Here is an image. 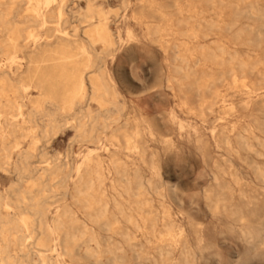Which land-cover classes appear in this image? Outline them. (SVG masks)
<instances>
[{
	"label": "rangeland",
	"instance_id": "1",
	"mask_svg": "<svg viewBox=\"0 0 264 264\" xmlns=\"http://www.w3.org/2000/svg\"><path fill=\"white\" fill-rule=\"evenodd\" d=\"M43 2L40 5L46 11ZM64 4V12L62 16L56 15L58 22L54 26L71 35L74 27L87 25L82 23L85 14L82 8L87 0H66ZM94 6L111 12L110 28L118 39H123L115 55L99 63L120 93L118 101L122 111L113 109L109 115L121 116V119L118 123H109L105 131L103 125H94L96 134L104 143L110 142L114 132L124 126V115L136 111L145 118V162L137 157L139 170L136 172L128 163L123 174L122 169L113 167L109 154L100 151L103 175L99 181L92 176L94 183L89 199L108 203L110 225L107 227L90 217L87 196L74 190L78 179L75 170L90 149L98 148L97 140L81 136L74 128L77 121L64 125L54 139L47 134L51 125L45 112H54L62 119L70 111L63 104L55 109L43 101L36 82L24 78L28 64L25 52H20L23 59L10 67L12 78L29 90L0 95V165L7 169H0V197L10 202L12 209L3 208L0 214L3 220H8L14 212H27L30 230L24 229L23 233H33L24 250L17 235H12L7 253L25 264H99L98 257L105 263L109 258L116 259L117 264H264V179L257 172L259 167L264 168V100L261 99L264 94V0H94ZM29 7L27 0H16L7 19L26 20L31 15ZM20 28L26 37L31 29L42 39L48 34L45 26ZM128 29L133 30L134 37H128ZM221 46L226 50L224 54L219 49ZM97 49L101 51L103 45L98 44ZM176 51L188 62L183 65L176 61ZM231 56L250 61L248 67L234 64L237 83L230 74ZM0 60L3 61L1 55ZM176 65L185 66L188 71L191 68L192 75L186 78L177 71ZM168 78L172 79L171 84ZM242 80L246 86L241 84ZM10 100L22 106V117H13L20 110L10 108ZM39 100L42 112L37 123H33L30 113ZM79 102L71 113L90 128L86 109L96 115L101 108L87 98H80ZM173 114L178 119L174 120ZM105 117L98 124H103ZM10 120H16L18 125L11 127ZM180 122H184L183 129L179 127ZM193 129L203 132L201 143L195 138L189 143L187 135ZM150 131L156 140L150 137ZM167 138L176 149L169 148ZM2 142L7 151L1 152ZM56 164L63 167L61 171L47 177L44 170ZM21 167L29 169L23 178ZM41 178L45 186H39L45 191L40 194ZM20 189L37 196L34 202H44L40 210L46 214L51 231L50 240H46L48 251L34 246L41 238L36 229L38 214L17 207L15 197ZM47 196L52 198L46 199ZM208 197L213 202L219 197V207L215 208ZM117 203L123 206L126 218L118 215ZM66 211H72L75 218L71 219ZM112 213L117 214L115 220L111 218ZM169 230L175 231L179 238L172 240ZM248 232L255 237L252 241H247L243 234ZM67 234H75L78 241L72 242ZM198 237L202 239L201 246L197 243ZM160 253L166 261L161 260ZM4 256L0 252V260Z\"/></svg>",
	"mask_w": 264,
	"mask_h": 264
},
{
	"label": "bare ground",
	"instance_id": "2",
	"mask_svg": "<svg viewBox=\"0 0 264 264\" xmlns=\"http://www.w3.org/2000/svg\"><path fill=\"white\" fill-rule=\"evenodd\" d=\"M40 1L41 0H37L36 3H34L33 0H27V4H28V6H30L29 10L31 11V15L29 17H27L26 20H24V21H17L15 19H12V20L7 19V17L10 15V12L12 11L11 9H14V7H15L16 0H10V1L0 0V26L3 27L0 29V32L3 33L2 38L0 37V55L3 57V61L0 60V95H4V96L8 95L7 94L8 91L16 93V92H19L20 90L27 89V86H24L23 84L15 81L12 78L13 70H11L12 68H10L13 65H15L17 62H19V60L23 59L19 56L20 52H25V54H26L25 59L27 60L28 66H27V71L25 73L24 78H26L32 82L33 81L36 82V88L41 90L43 101L47 105H49V107L54 106L55 109H58L59 104H63L64 105L63 108L65 110L70 111L69 114L63 115L62 119H59L58 116L54 112L46 111L45 116L48 117L49 123L51 125V128L49 131H47V134H51L52 138L54 139V135H56V133H59L60 130H62V127L64 125L70 124L73 121H77V125L74 126V128L76 129L77 132H79V134L81 136H86L91 141H93V139L97 140L98 148L90 149V151L85 156V159L83 160V162H81L80 165H78L76 170H75L78 179H77V181H75L77 183H75L76 187L74 190L79 195L84 194L85 196H87L86 197L87 198L86 199V208L88 210L92 211V213H90L89 216L92 217L93 219L98 220V222L104 224L105 226L109 227L110 221H109V216H108V211H109L108 203L102 204L101 201L96 203V202H93L92 200L89 199V196H91V195H89L90 194V188H91L92 184L94 183L92 176H96L98 181H99V179H101V177L103 175L102 172L104 170V163H103V160L100 156V151L108 153L110 156V161L113 164V167L116 170L122 169L123 174H126V172H127L128 163H131L135 167L134 169L137 172L139 170L140 166L136 163V161H137L136 158L138 157L142 162H145V157L147 155L146 147L144 144L145 130H144V126H143L145 118L142 115L137 114L136 111H134V110L124 115V117H125L124 118L125 122L123 124L124 126L118 128L114 132L110 142L104 143V141H102L96 134L95 126L103 125V129L105 131L109 128V125H110L109 123H111V122L118 123L119 120L121 119V116L113 118L112 116L109 115L113 109H116L119 112L122 111V109L119 107V101H118V97L120 96V93L118 92L115 84L112 83L111 79H109L107 77L106 69L103 68L101 65H99V63H101L107 56H114L115 52L117 51V48L119 46V43H121L123 41V39H121V38L118 39L114 35L112 29L110 28L109 19L111 17V12H109L105 9L99 8L100 6L98 8L96 6H94V0H87V4H86L85 8H82L85 12V14L82 15V23H87V25L82 26V28H79L77 26L74 27L72 29L71 35H69V33L67 34V32H65V31H59L54 26L58 22L56 19V15L62 16V14L64 12V6H65L64 3L66 0H44L43 5H44V8L47 9L46 11H44V10L42 11ZM138 1H140V0H138ZM79 2H80V0H79ZM140 7L138 6L139 10H140ZM141 10H143V9H141ZM25 12H27V11H25ZM112 13H114V12H112ZM250 14H252V13H250ZM62 18H64V17H62ZM191 20H192V18H191ZM110 21H111V19H110ZM133 22H134V20H133ZM236 24H238V23H236ZM22 25L45 26V27H47L48 34H47L45 39H42L41 37H39V35L36 31L31 29L28 32V36L26 37V36H24V34L21 31L20 26H22ZM59 25H60V22H59ZM132 29H128V37L129 38H132L135 36ZM59 33H63V34H59ZM184 34H186V32ZM189 35L190 34H188V36ZM193 35H195V34L192 33L191 37H194ZM187 38H189V37H187ZM29 42H32L33 46L29 45ZM211 42H213V41H211ZM98 44L103 45V49L101 51H99L97 49ZM219 49L223 54L226 52V50L224 49L223 46L219 47ZM203 54H204V52H203ZM243 56L245 57V55H243ZM175 60L181 61V63H183V65L188 62L186 60L185 56L182 55L180 51L175 52ZM208 62H210V61H208ZM249 62L239 60V59H237L236 56L230 57L229 63L232 65L230 74L233 76L235 83L239 82V79L236 76L234 64L237 63L241 67H248V66H250ZM220 63H222V62H220ZM7 65H9V67H7ZM164 65H165V63H164ZM258 67H260V66H258ZM176 69L178 72H180V73L182 72L183 74L182 73L181 74L184 75L186 78L187 77L189 78V76L192 75L191 68H189V71H188V68H186L185 66L176 65ZM194 70H196V68ZM194 73H195V71L193 72V75L195 76L194 79H195L197 75H195ZM198 80H200V79H198ZM167 81L170 84L173 82L171 78H168ZM218 82L221 83V80L219 81V79H218ZM245 83H246L245 80L241 81V84L244 86H246ZM207 86H208V84H207ZM196 87H198V86H196ZM87 89L90 90L88 93H87ZM27 90H29V89H27ZM80 98L81 99L87 98V100H89V101H95L98 103V105L101 108V112L99 114H96V115L92 114V112L89 109H86L87 117L90 119V125H92L90 128H87L86 124L80 122L79 121L80 119L76 118L74 113L73 114L71 113L72 108L75 105H78L80 103L79 102ZM261 99L264 100V94L262 95ZM16 104L17 103H15L11 100L9 101V107L10 108L15 109L17 107L20 110V114L13 115V117H17V116L22 117L24 115L22 110H21L22 106H17ZM259 104H261V103H259ZM40 107H41V101L40 100L36 101L34 103V108L31 111L30 117H29L31 122L37 123L38 115H40L42 112ZM71 115H74V116H71ZM103 115L106 116L103 119V124H98ZM172 117L174 120L178 119L174 114L172 115ZM15 122H16V120H10L9 125L11 127L14 125H18ZM184 122L179 123V127L181 129H183V127L185 126V125H183ZM186 124H187V122H186ZM187 126L189 127L192 125H187ZM11 129H13V128H11ZM30 131H31V129H30ZM12 132L14 133L15 130H13ZM149 133H150L149 134L150 137H152L153 140H156L154 133L151 131ZM203 136H204L203 132L201 130L197 129V130L189 132L187 135V138L189 139V143L193 138H195L199 143H201L203 141V138H202ZM183 137H185V136H183ZM80 139H82V138H80ZM167 139H169V141L167 140L168 141L167 144L169 145V148L172 150L176 149V146L172 142V140H170V138H167ZM50 140L52 141V139H50ZM51 141H50V143H51ZM253 142H254V140H253ZM2 144H3V147L1 149V152L7 151L8 150L7 146H5L4 142H2ZM35 144L36 143H34V146H36ZM47 146H49V145H47ZM246 146L251 150V146L248 143H246ZM31 150H33V149H31ZM205 152L207 153L208 151H205ZM172 154H173V152H172ZM180 154H179V156H180ZM202 158L204 161V159H205L204 156H202ZM42 159L39 161H42ZM208 159H210V158H208ZM71 161H72V159H71ZM6 163L8 164V162H6ZM72 165H73V163H72ZM62 168L63 167L56 164L52 169H45L44 171H45V174L47 175V177H51V176H55L56 173L58 171H61L60 169H62ZM151 168H152V165H151ZM0 169L7 170L6 167H2L1 165H0ZM28 170L26 169V167H21V169H20L21 178L28 175ZM209 170H210V168H209ZM257 172H258L259 176L262 179H264V168L259 167L257 169ZM68 178L69 177H67L66 179H68ZM215 178H216V176H215ZM52 179H53V177H52ZM44 182H45V180L43 178H41V182L38 184V186L39 185L45 186ZM65 182H66V180L64 181V184H65ZM95 183H96V180H95ZM34 185H33V187H34ZM38 190L41 194L42 192L45 191V188L44 187L42 188L39 186ZM21 191H20V193H16V194H19V195H16V197H15L17 207L23 208L24 210H27V211H31L32 214L33 213L38 214L36 229L40 232L41 238L37 242H34L36 244L34 246L35 247L37 246L39 248V250H43V251L47 250L48 251L49 247H48V244H46V240H48V239L50 240L51 231H49V228H48V222L46 221V217H47L46 214L40 210V208L43 206L44 202L42 200H36V202H34L37 196H35L32 193L28 194L24 191H22V192ZM92 191L93 190H91V193H92ZM50 198H52V196L46 197V199H50ZM63 199H65V198L63 197ZM207 199L214 204L215 208L219 207V202H220L219 197L217 198L218 200H215V202H213L211 197H208ZM14 204H15V202H14ZM146 204H148V203H146ZM3 208L9 210L11 208V203L5 201L4 198L0 197V211ZM215 208H214V210H215ZM10 210H12V209H10ZM116 211H117L118 215L126 218L127 215L123 209V206L120 203H117ZM65 214H68V216L71 219L75 218V214L72 211L71 212L66 211ZM167 217L168 218L171 217L170 213H167ZM111 218H114V220H115L117 218V214L112 213ZM3 219L4 218L0 214V252H3L5 254V256L0 260V262H1V264H25V262L18 261L15 257L8 254L7 252H8V248L10 246V242H11L10 237L14 234L17 235V239L19 241V245H20L21 249L24 250V249L28 248L29 244L27 243V241L32 237L33 232H29L28 234L27 233L25 234V233H23V231H24V229H27V228H28L27 230H30L29 226H28V220H30L29 216L27 215V212H14L8 220H3ZM150 220H151V218H150ZM186 220H187V218H186ZM249 224H251V223H249ZM138 225H140V224H138ZM113 227H115V226H113ZM111 229H112V227H111ZM198 229H199V227H198ZM167 230H168V228H167ZM243 234L245 235V238L247 241H252L255 238L254 235L252 234V232L243 233ZM81 235L84 236L85 233L82 232ZM168 236L172 240L179 238V235L173 230H169ZM67 237L70 238V240L74 243L78 241V237L75 234H70V235L67 234ZM126 237H128V236H126ZM161 237H163V235ZM13 238H14V236H13ZM166 238H167V236L164 239H166ZM88 239L92 240L91 237ZM108 239L110 240V238H108ZM161 242H162V240H161ZM201 242H202V239L200 237H198L197 243L200 246H201ZM70 245H72V244H70ZM74 246L77 247L76 245H74ZM262 246H264V242H263ZM81 249H84V248H81ZM56 250H57V248H56ZM75 250H78V249H75ZM84 252H86V251H84ZM126 254H128V253H126ZM131 254L132 253H130V255ZM136 254H137V252H136ZM92 255L97 256L99 254L92 253ZM119 255H120V253H119ZM160 258L162 261L167 260L163 253H160ZM97 262L99 264H101V263H103V264H117V260L111 259V258H109L107 263H105L100 257H98ZM44 264H46V263H44ZM49 264H54V263L50 262ZM178 264H180V263H178Z\"/></svg>",
	"mask_w": 264,
	"mask_h": 264
}]
</instances>
